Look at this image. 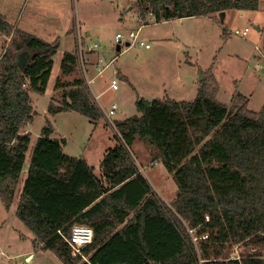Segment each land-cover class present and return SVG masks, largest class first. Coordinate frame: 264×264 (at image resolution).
Segmentation results:
<instances>
[{"label": "trees", "instance_id": "trees-1", "mask_svg": "<svg viewBox=\"0 0 264 264\" xmlns=\"http://www.w3.org/2000/svg\"><path fill=\"white\" fill-rule=\"evenodd\" d=\"M228 10L257 11L259 0H139L138 16L155 22L213 17ZM0 31L9 24L0 14ZM16 52L0 59V199L10 210L31 137L21 129L34 112L31 93L47 90L60 41L17 31ZM27 51L22 70L17 53ZM76 53L61 61L64 73L77 66ZM192 101L138 98L139 115L115 121L121 140L104 153L98 177L83 157L63 150L50 121L34 147L16 217L45 250L63 264H264V105L248 108L235 94L231 107L218 100L210 68ZM48 113L73 111L97 124L104 116L83 79ZM139 138L154 149L172 174L178 195L170 205L153 191L129 148ZM75 224L93 228V242L73 255L59 230ZM209 234V239L192 241ZM244 247L234 258L233 247ZM202 260V262H200Z\"/></svg>", "mask_w": 264, "mask_h": 264}, {"label": "rangeland", "instance_id": "rangeland-1", "mask_svg": "<svg viewBox=\"0 0 264 264\" xmlns=\"http://www.w3.org/2000/svg\"><path fill=\"white\" fill-rule=\"evenodd\" d=\"M138 1L0 0V14L9 24L8 32H0V56L6 51L16 52L13 40L18 30L47 42L60 41L46 92L31 93L34 112L21 129L30 135L31 142L13 204L19 201L31 149L33 152L48 121L54 127L52 137L65 140L64 152L83 157L98 177H102L100 163L104 153L121 140L105 114L94 125L77 112L48 113L50 103L59 105L69 99V92L76 89L69 83L75 80H84L90 97L102 113L117 104L119 109L112 116L113 122L139 115L138 98L192 101L204 79L203 72L210 68L219 84V101L231 107L235 94L240 93L248 98L250 110L261 111L264 105V0H260L259 11H245L242 15L243 11L229 10L223 19L221 13L216 14L217 23L204 17L155 22L152 15L143 21L137 13ZM258 26L263 30L259 31ZM245 27L250 28L246 37L234 33ZM131 32H138L134 41ZM118 33L123 36L121 39L116 38ZM140 42L149 44L150 48ZM94 44L99 47L91 50ZM67 52L79 56L71 73L61 69ZM101 59V65L106 67L98 74ZM114 78L119 81L117 90L110 89ZM129 150L153 191L170 205L178 195V186L161 161L154 163V149L137 138ZM14 206L8 211L0 199V264H63L16 217ZM243 251V246L235 245L234 258Z\"/></svg>", "mask_w": 264, "mask_h": 264}, {"label": "built area", "instance_id": "built-area-1", "mask_svg": "<svg viewBox=\"0 0 264 264\" xmlns=\"http://www.w3.org/2000/svg\"><path fill=\"white\" fill-rule=\"evenodd\" d=\"M79 31H78V37L80 40V51H81V57H83V46H82V40H81V33H80V26L78 25ZM250 32L249 27H245L243 30L237 29L235 30V34L241 37H246L248 33ZM138 35V32H131L130 37L133 38V41L136 39ZM123 36L119 33L117 35L118 39H121ZM140 44H144L146 48H149V44H145L144 42H140ZM98 47L97 44H94L93 47L90 46L91 50H95ZM102 59L98 62L99 63V73H102L106 66L101 65ZM101 67V68H100ZM110 88L113 90L119 89V81L117 78H114L111 80ZM119 107L117 104H112L109 109H102L103 114H105L106 118L109 120V122L115 127L114 122L112 121V116L115 115V113L118 111ZM189 233L192 237V241L195 244V246H198V241L200 240H207L209 239V234H203L201 236H196L194 234V231L191 229H188ZM63 239L72 247V253L74 255H81L84 260L89 262L88 258L85 257L82 253V249L86 247L87 245L91 244L94 239V230L92 227L85 225V224H75L72 228L70 233L67 235L63 233L62 231H58ZM202 262V260H200ZM100 264V263H97Z\"/></svg>", "mask_w": 264, "mask_h": 264}, {"label": "crops", "instance_id": "crops-1", "mask_svg": "<svg viewBox=\"0 0 264 264\" xmlns=\"http://www.w3.org/2000/svg\"><path fill=\"white\" fill-rule=\"evenodd\" d=\"M259 10H260V0H259ZM259 10H257V11H259ZM229 11V10H228ZM244 12L245 11H243V13H242V15H244ZM251 12H254V11H251ZM226 14H227V11L225 12V16H226ZM215 15L213 16V17H210V16H204V18H207V19H209V21H211V22H216L217 23V21H215ZM191 19V18H198V17H186V18H175V19H171L172 21H174V20H179V19ZM6 19V18H5ZM171 20H168V21H171ZM7 21V20H6ZM79 26L81 27V25L79 24ZM257 29L260 31V30H263V27L261 28V26H258L257 27ZM1 32V31H0ZM69 32V31H68ZM29 33V32H28ZM119 34V33H118ZM117 34V35H118ZM87 36H88V34H87ZM116 38H117V36H116ZM42 39V38H41ZM44 40V39H43ZM98 45V44H97ZM128 45H129V43H128ZM98 47H99V45H98ZM97 47V48H98ZM150 48V47H149ZM148 48V49H149ZM24 52V51H23ZM21 53V52H20ZM20 53H17V55L18 54H20ZM70 53H72V52H70ZM77 56H78V54H77ZM79 57V56H78ZM2 58V55L0 56V59ZM83 58V57H82ZM257 66L259 67V63L257 64ZM104 71V70H103ZM98 74H100L99 72H98ZM111 84V83H110ZM92 87V86H91ZM111 89V88H110ZM32 98V97H31ZM163 99V98H162ZM172 99H175V98H172ZM99 105H100V103H99ZM118 120H120V119H118ZM114 124H115V122H114ZM116 127V126H115ZM56 138V137H55ZM59 139V138H58ZM60 140H61V138H60ZM34 150V149H33ZM32 149H31V157H32ZM31 157H30V160H31ZM154 163H160L159 162V160H156ZM89 166H91V165H89ZM28 168H29V166H28ZM141 172H142V170H140ZM27 172H28V169H27ZM26 177H27V175H26ZM146 178V177H145ZM26 179V178H25ZM147 179V178H146ZM148 180V179H147ZM21 182V181H20ZM24 182H25V180L23 181V183L21 184V191H22V188H23V185H24ZM21 194V193H20ZM14 203V202H13ZM13 205H15L14 206V211H15V213H16V209H17V205H18V202H17V204L15 203V204H12V206H11V208H10V210H12L13 209Z\"/></svg>", "mask_w": 264, "mask_h": 264}, {"label": "water", "instance_id": "water-1", "mask_svg": "<svg viewBox=\"0 0 264 264\" xmlns=\"http://www.w3.org/2000/svg\"><path fill=\"white\" fill-rule=\"evenodd\" d=\"M221 19L225 17V12H222L220 14ZM120 47L118 46V50ZM29 58V54L27 51L21 52L20 54L15 56V62L18 64V66L23 70L26 66L27 60Z\"/></svg>", "mask_w": 264, "mask_h": 264}]
</instances>
